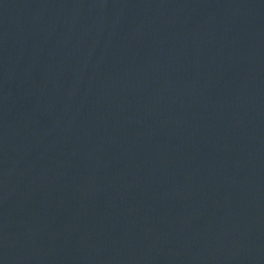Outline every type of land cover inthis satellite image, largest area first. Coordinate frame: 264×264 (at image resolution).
Returning a JSON list of instances; mask_svg holds the SVG:
<instances>
[{
    "label": "water",
    "instance_id": "95a60500",
    "mask_svg": "<svg viewBox=\"0 0 264 264\" xmlns=\"http://www.w3.org/2000/svg\"><path fill=\"white\" fill-rule=\"evenodd\" d=\"M0 264H117L75 134L11 0H0Z\"/></svg>",
    "mask_w": 264,
    "mask_h": 264
}]
</instances>
